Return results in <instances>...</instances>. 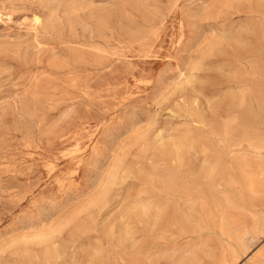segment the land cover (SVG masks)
<instances>
[{
	"label": "rangeland",
	"instance_id": "374dc122",
	"mask_svg": "<svg viewBox=\"0 0 264 264\" xmlns=\"http://www.w3.org/2000/svg\"><path fill=\"white\" fill-rule=\"evenodd\" d=\"M263 250L264 0H0V264Z\"/></svg>",
	"mask_w": 264,
	"mask_h": 264
},
{
	"label": "bare ground",
	"instance_id": "6f19581e",
	"mask_svg": "<svg viewBox=\"0 0 264 264\" xmlns=\"http://www.w3.org/2000/svg\"><path fill=\"white\" fill-rule=\"evenodd\" d=\"M9 18V17H8ZM192 78V77H191ZM257 149H259V148H257ZM260 150H262L263 151V149L261 148ZM259 150V151H260ZM258 151V152H259ZM67 152V151H66ZM69 153V152H68ZM85 194V193H84ZM145 207V206H144ZM143 207V208H144ZM145 210V209H144ZM150 210V209H149ZM145 212H147V211H145ZM236 254V253H235ZM238 258V257H237ZM252 262V261H251ZM256 264H264V250L263 251H260L258 254H257V256H256Z\"/></svg>",
	"mask_w": 264,
	"mask_h": 264
}]
</instances>
